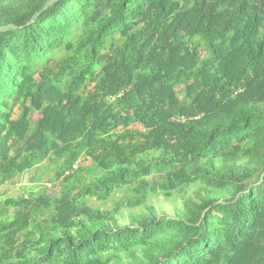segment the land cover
Masks as SVG:
<instances>
[{"label":"trees","instance_id":"trees-1","mask_svg":"<svg viewBox=\"0 0 264 264\" xmlns=\"http://www.w3.org/2000/svg\"><path fill=\"white\" fill-rule=\"evenodd\" d=\"M45 162L0 264H264V0H0V193Z\"/></svg>","mask_w":264,"mask_h":264},{"label":"rangeland","instance_id":"rangeland-1","mask_svg":"<svg viewBox=\"0 0 264 264\" xmlns=\"http://www.w3.org/2000/svg\"><path fill=\"white\" fill-rule=\"evenodd\" d=\"M54 166L47 167V162L39 165L38 167L32 169L31 171L24 174L22 177H18L6 186L2 187L0 193V199L5 197H21L25 195L29 189H36L44 186L47 180L52 175V169ZM194 189L190 190L189 194L194 195ZM181 199H172V200H164L162 198L154 199L153 205L158 210H163L166 213L171 214L173 212L174 207H181ZM90 206L95 208H102V209H111L113 206V201L107 203L105 206H101L97 202H90ZM137 211V210H136ZM123 224L127 223L121 221Z\"/></svg>","mask_w":264,"mask_h":264},{"label":"built area","instance_id":"built-area-1","mask_svg":"<svg viewBox=\"0 0 264 264\" xmlns=\"http://www.w3.org/2000/svg\"><path fill=\"white\" fill-rule=\"evenodd\" d=\"M77 166H78V165L76 164V165L73 166V168H74V169H77Z\"/></svg>","mask_w":264,"mask_h":264}]
</instances>
